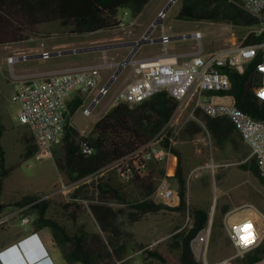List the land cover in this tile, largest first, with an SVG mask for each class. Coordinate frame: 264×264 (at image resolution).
<instances>
[{
  "label": "trees",
  "instance_id": "trees-1",
  "mask_svg": "<svg viewBox=\"0 0 264 264\" xmlns=\"http://www.w3.org/2000/svg\"><path fill=\"white\" fill-rule=\"evenodd\" d=\"M240 1L182 0L178 19L249 27L259 25L258 20L240 8ZM149 2L150 0H0V45L22 42L29 36L37 35L40 26L48 24H57L59 28L67 29L70 35L78 37L114 30L124 12L130 15L131 20H136ZM263 41L264 32L258 36L249 32L242 43L253 45ZM259 60L248 65L242 74L229 68H222V71L227 74L230 81V89L226 94L232 103L252 118L264 122V102H260L254 93L261 77L255 72V64ZM81 105L82 97L77 93L75 102L68 101L70 116H73ZM176 108L177 103L166 92H159L134 107L125 103L114 105L95 123L86 136L67 124L61 144L63 155L55 159L59 173L73 181L101 174L116 161L152 141L169 123ZM195 116L200 118L204 126L189 120L181 134L182 137L191 139L195 134L204 131L220 147L227 141L234 144V135L238 134L228 119L210 118L200 111H196ZM3 130L4 127L0 125V138ZM25 143L23 155L25 157L36 155L37 149L31 134L25 136ZM85 147L91 149L90 154L84 152ZM171 153L177 156V151L173 148ZM241 167L251 171L264 187V178L259 174L255 158H249ZM11 169L12 167H6L5 152L0 144V196L3 181ZM156 176L150 170L143 177L135 176L133 181L136 182L138 193L141 195L135 200L129 198L120 186L101 176L96 184L99 201L87 208L99 227V231L96 232L87 231L84 226L78 224L79 216L83 214L81 206L61 204L63 216L72 223L70 230L50 215L52 202L42 199L39 194L25 195L19 200L0 204V215L19 211L21 215L32 218V224L36 229L48 228L67 263L125 264L134 259L128 254L130 236L126 231L127 225L150 214L176 212L184 215L187 210L186 182L182 175L181 159L177 156L174 174L179 185L178 206L155 203L151 199L158 178H155ZM77 193L78 191H75V195ZM110 200H114L122 208L114 209L110 205ZM73 205L76 208L70 210ZM189 210L192 227L177 230L172 234L167 249L175 254L178 264H201L194 257L190 242L207 225L209 210L204 208ZM218 211L220 215L213 218L214 229L223 228L222 219L228 210L224 208ZM103 233L106 237L102 235ZM212 237H215V232L214 234L212 232ZM145 254L147 259L152 258L167 264L157 250H146ZM263 260L264 240L253 251L242 258H237V263L258 264Z\"/></svg>",
  "mask_w": 264,
  "mask_h": 264
},
{
  "label": "built area",
  "instance_id": "built-area-1",
  "mask_svg": "<svg viewBox=\"0 0 264 264\" xmlns=\"http://www.w3.org/2000/svg\"><path fill=\"white\" fill-rule=\"evenodd\" d=\"M239 6L247 15L259 21V25L249 32L255 33L256 36L264 32V0H241ZM127 15V12L121 15L116 29L130 34L132 25L127 23ZM164 16L165 14L160 13L162 20ZM193 37L200 40L201 34L196 32ZM160 40L164 47L171 40L163 29ZM42 58H49V52H42ZM257 59L260 60L255 64V72L261 77L254 93L260 102H264V41L253 45H244L241 42L236 46L208 53H203L200 49L182 64H178L177 59L169 56L166 50L157 59L134 61L133 69L136 77L115 94L113 103H125L134 107L159 92H166L177 103V108L169 123L152 141L116 161L104 172L112 170L116 178L127 185L132 183L136 175L142 177L147 175L150 163L165 166L172 157L171 150L180 131V129L176 130L175 121L189 109L186 123L193 120L204 126L195 116L196 111L210 118L228 119L232 122L239 138L250 150L249 158H255L259 174L264 178V122L252 118L232 103L226 94L230 89V81L227 74L222 71V68H229L242 74L245 68L255 63ZM16 60L15 56H11L7 58V63L12 65ZM117 64L112 65L105 57L98 65L73 66L44 72L36 77L18 79L11 101L18 106V122L29 129L38 158L52 157V149L62 144L66 125L74 127L68 108L71 94L78 93L82 97L81 108L84 115L93 117V110L91 107L87 108V102L95 91L101 96L100 98L108 94L109 89L105 88L107 82L103 75L105 70L116 68ZM99 101L100 99H94L95 104ZM81 135L87 134L81 132ZM84 152L90 154L91 149L85 147ZM211 167L215 168L213 164ZM104 172L100 176H103ZM62 189L67 188L62 187ZM174 196L175 193L168 186L167 179L158 178L153 192L154 199L166 203ZM188 202L187 198L185 221L180 230L192 227ZM241 210L250 213L244 215L242 219L231 220L229 215L224 219V228L235 249V255L209 261L208 253L212 238V219H210L190 242L196 260L201 264H233L234 259L242 258L262 243L264 214L250 204L244 205ZM16 212L20 214L19 211ZM9 220V215H0V225L7 224ZM29 222L27 216L21 218L23 225ZM35 236L33 234L20 243V249L22 248L29 257L28 261L23 259L19 247L14 245L0 252V264H53L44 250L38 255L35 249L38 239Z\"/></svg>",
  "mask_w": 264,
  "mask_h": 264
},
{
  "label": "rangeland",
  "instance_id": "rangeland-1",
  "mask_svg": "<svg viewBox=\"0 0 264 264\" xmlns=\"http://www.w3.org/2000/svg\"><path fill=\"white\" fill-rule=\"evenodd\" d=\"M180 4L181 2L178 0L167 10L162 24H159L158 28L160 29V27L162 28V26H164L166 32L173 35L170 37L177 36L174 35L176 32L185 33L179 34L178 36L193 35L192 31L198 30L202 33V38L200 40L194 37L173 39L166 46L169 51L172 47H178L187 51L188 48L193 45L199 49L203 47L204 51H220L224 48L240 44L247 34L246 29L237 28L234 25L226 23H211L208 21L177 22L174 16ZM150 8L149 6L145 10V17L148 12L151 11ZM158 17H160V14ZM170 25H172L171 30L169 29ZM62 33H68V36H63L61 35ZM127 35L128 34H124L122 30L114 29L102 31L94 35L88 34L78 37L70 35L67 29H62L59 28L58 25L52 24L40 28L37 35L39 39H33L21 45L36 47L42 42L44 45L43 49L50 50L52 44L64 42L70 43L73 46L71 49H79L126 42ZM114 37L121 38V40L116 42L109 40ZM164 50L163 47V51ZM53 52L55 51H50L49 53ZM127 52V49L124 48L109 50L106 53H78L63 56H50L47 59L38 57L28 60H16L10 65L7 63L6 57L13 56V52L8 48L0 47V123L6 128L2 144L6 152V167H12L3 181L2 201L13 202L25 195L39 194L42 199H47L52 202L50 215L70 230L72 229V223L63 216L61 204H78L83 209V214L79 216L78 224L84 226L87 231H99L98 225L87 208L90 204L99 201L96 184L101 178L100 174L73 181L59 173L55 164V159L63 155L61 144L54 147L55 151L52 153V157L41 159L35 154L25 157L23 154L26 144L18 140V137L23 134L25 129L23 126L19 125L17 120L18 106L11 101V93L17 81L16 76L20 74V72L33 73L42 70H55L68 65L94 66L101 64L105 57L109 58L116 53H119L117 59L121 62L127 56ZM41 54L42 53H38L36 55ZM136 59L137 55L134 56L133 61H136ZM133 68V64H129L124 68L122 73L110 86L108 94L104 96L103 101L112 98L126 83L136 77ZM116 70L117 68L114 67L105 70L103 75L104 80L106 82L109 81ZM111 105L116 104L112 103ZM188 113L189 109L185 110L183 114L178 117L176 126V130L180 129L176 139L178 141H183L185 146L189 145L191 147L189 155L183 154L184 160H182V164L190 169H195V172L187 178L186 203L188 191H191L193 205H200L201 203L207 204V202L210 201L207 207L209 210V220L212 219V232L213 234L215 232V237H212L210 242L208 259L209 261H216L230 258L235 255V249L227 237L224 228V216L222 219V229L213 228V218L220 215L218 210L224 205L231 207L237 205L238 208L236 212H242L239 207L247 205L246 203L253 205L264 214V188L256 187L257 181L252 173L244 171L242 167H238L235 164L240 161L239 156L231 149L229 144L224 143L222 147L218 146L204 131L193 139L182 137L181 134L187 124L186 118ZM72 120L73 124L80 128L92 123L91 118L86 117L82 109L74 112ZM212 164L215 166L214 169L211 167ZM103 176L110 179L117 186H120L127 194L129 193V198L135 200L141 197L138 193L139 190L137 189L135 181L127 185L122 184L116 178L112 170L104 172ZM157 180L158 178L155 181V186ZM213 183L215 186H213ZM62 187L67 188L66 190L68 191L63 190ZM170 187L173 189L174 184H171ZM214 187H217V189ZM64 191L65 193H63ZM75 191H78L76 195ZM109 202L114 209L118 210L122 208L114 200H110ZM75 208L76 206L73 205L70 210ZM184 221L185 214L165 212L144 216L141 220L127 225L126 231L128 236H130L128 238V254H130V257H134V263L133 260H131L125 264H162L156 259H147L145 254L146 250H157L166 260L167 264H178L175 254L168 251L167 243L171 235L181 229ZM102 235L106 237L104 233ZM57 256L59 257L57 264H68L64 261L61 251H57ZM71 264L81 263L75 262ZM233 264H238L237 258L233 260ZM258 264H264V260Z\"/></svg>",
  "mask_w": 264,
  "mask_h": 264
},
{
  "label": "crops",
  "instance_id": "crops-1",
  "mask_svg": "<svg viewBox=\"0 0 264 264\" xmlns=\"http://www.w3.org/2000/svg\"><path fill=\"white\" fill-rule=\"evenodd\" d=\"M170 1L171 0H150V2L145 6L143 12L140 14V16L136 20H131L130 15L128 14L127 17H126L127 23H129L133 27H132V31H131L130 34L127 33V32H124V34H128L126 40L127 41H129V40H137V39L141 38L145 34V32L148 30L149 26L155 20H158V18H159L158 15L160 13H162V10H163V8L165 6L167 7L169 5ZM177 1L178 0H175L174 3L168 9H170ZM180 2H181V4H180V6H179V8L177 10V13L174 16L176 21L177 22H180V21L194 22V21H187V20L178 19V14H179V12L181 10V6H182V0H180ZM149 6L151 7L150 8L151 11H149L147 16L145 17L144 16L145 10ZM144 17H145V19H144ZM198 22H200V21H198ZM48 25H52V24H48ZM55 25H57V24H55ZM43 26H45V25H43ZM43 26H40V28L43 27ZM234 26L237 27V28H243L244 30L246 29L247 33L250 30H252L253 28L256 27V26L249 27V26H243V25H234ZM40 28H39V30H40ZM162 29L169 37L173 36V35H170V34H168L166 32L164 26H162V28L160 27V29L157 26L151 31V33L149 35V38H151V39L159 38L160 39V35L162 33ZM169 29L170 30L172 29V25L169 26ZM99 32H102V31H99ZM99 32L92 33V35L97 34ZM196 32H199L201 34V38H202V33L200 31H198V30L192 31L193 34L196 33ZM179 34H185V33L184 32H182V33L176 32L174 35H177V36L170 37L171 40L177 39L179 37L178 36ZM37 35L29 36L28 39H26V40H24L22 42H19V43H11V44H8V45H3V46L0 45V47H4V48L10 49L13 52V54H14L13 56H15L17 58V60H19V58L22 57V56H32L31 58H38L37 55H36L38 53L67 50V49H71L73 47L70 43H64V42L52 44L50 50L43 49L44 45H43L42 42L39 45H37L36 47L28 46V45H25V46L21 45L22 43L32 41L33 39H39V37ZM61 35L68 36V33H62ZM183 36L185 38L193 37V35H183ZM118 37L110 38L109 40L112 41V42L120 41L121 38H118ZM96 42H101V41H96ZM163 47H164V45L161 42L159 44L146 45V46H144V47H142V48H140L138 50V52L136 53V55H137V59L136 60H153V59H157V58L161 57L164 54ZM164 49L166 50V52H167V54L169 56L177 59L178 64H182V63L187 62L189 60V58L193 54H195L197 52V50L201 49V51L203 53H208V52L212 51V50L204 51L203 47H201L199 49V48H197L194 45L189 47L187 51L182 50V49H180L178 47H172V49L170 51L167 50L166 47H164ZM127 51H128L127 52V54H128L130 52V49H127ZM8 57L9 56H7L6 59ZM118 57H119V53H116L115 55H111V57H109V58L106 57V58L112 65H116L117 63H119V60L117 59ZM20 60H22V59H20ZM73 66L74 65H68L66 67H61L60 69L73 67ZM55 70H59V69H55ZM48 71H54V70H52V69L51 70H42L40 72H33V73H22V72H20V74H18L16 76L17 81L14 84V87H13V90H12V93H11V97H12V94H13V92L15 90V86H16V83L18 82V79H21V78H24V77H28V76L36 77L37 75H39L41 73H44V72H48ZM108 82L109 81H107V83ZM98 96L99 95H98L97 91H95L92 94V96L89 98V100L87 102V105H86L87 108L91 107L92 110H93V117H91L92 123L90 125L84 126L82 128L76 127L73 124L74 128L78 132H80V133L81 132L89 133L92 130V128L95 125V123L111 107L114 106V105H111V104L113 103V97L115 95L112 98H110L109 100H106V101H103L104 97H102V98H100L99 103L95 104L94 103V99L95 98L97 99ZM76 100H77V93H73V94H71V96H70L68 101L72 103V102H75ZM79 109H82V108L80 107ZM79 109H77V110H79ZM177 121L178 120L175 121L176 126H177ZM0 125H2V124L0 123ZM19 125L23 126L25 131L23 132L22 135H20L18 137V140H20L21 142L25 143V136L28 137L30 135V132H29V129L27 128V126L22 125L20 123H19ZM172 131H173V129H172ZM5 133H6V128L4 127L3 133H2L1 138H0V144H1L2 148H3V150H4V147H3V144H2V139H3V136H4ZM200 133H197L194 136H192V139L195 138V136H198ZM234 136H235L234 144H232L230 141H227L225 143L229 144L231 149L239 156V160L240 161H238V163H235V164L238 167H241V164L247 162V160L249 159L250 150L247 147V145H245L237 135H234ZM25 148H26V145H25ZM173 149H175L177 151V156L181 159V163H182V160H184L183 154L189 155L190 151H191V147L189 145L185 146L183 141H178L177 139L175 141V144L173 145ZM54 151H55V148L52 149V153ZM4 152H5V150H4ZM177 156L172 154V157L168 160V162L166 163L165 166H160V165H157L155 163H150L149 164L150 172H153V173H155L157 175L155 178H157V177L158 178H166L169 187L171 186V184H174V188L173 189L171 187L170 188L174 191L175 196L171 200H169L168 202L165 203V204H167V205H169L171 207H176L179 204V196H178L179 185H178L177 179L174 177L175 168H176V162H177ZM5 157H6V152H5ZM5 163H6V159H5ZM244 171H247V172L251 173V171H249V170H244ZM193 172H195V169H190L189 167H185V165L182 164V175H183V178L185 179L186 184H187V178L190 177ZM253 177L256 179V181H257L256 183L259 185L258 186L256 184V187H263L260 184L259 180L254 175H253ZM215 184H216V181H215ZM208 186H210V185H208ZM213 186H215L214 183H213ZM214 188L217 189V187H214ZM187 197H188V200H189L188 204H189L190 208H204V209H208L207 206L209 205L210 201H208L207 204L206 203H201L200 205H193L192 197H191V191H188V196ZM151 199L155 203H160V202H158V201H156L154 199L153 194L151 195ZM6 203H9V202L2 201L1 200V196H0V204H6ZM246 204H248V203H246ZM224 208H226L228 210L226 212V214L224 215V219H225V217L227 215L230 216L231 220L232 219L233 220L242 219L244 217V215L250 213L249 211L241 210L242 206L239 207L242 212H236L237 208H238L237 205H234L233 207L228 206V205H224L221 208H219V210L220 209H224ZM172 213H176V212H172ZM176 214H180V213H176ZM2 215H9L10 216V220H9V222L7 224L0 225V252L2 250L11 248L12 246L16 245L17 247H19L18 249H19V252H21V256L22 257L24 256L23 259L25 258L24 260L28 261L29 257L26 254H24V251L22 250V248L20 249V243H23L27 238H29L31 235L35 234L36 235L35 237H37V239H38L37 244H35V249L37 250L38 255L45 251V252H47V254L50 257V259H51L53 264H57L58 263L59 257L57 256V251L58 250L60 251V249L57 247L56 243L54 242L52 233H51V231L48 228L36 229L33 226L32 218H30V217H29V221H30L29 224L23 225L21 223V218L23 217V215L21 216V214H19L16 211L9 212V213L2 214ZM63 259H64V257H63ZM64 261H65V259H64ZM68 264H71V263H68Z\"/></svg>",
  "mask_w": 264,
  "mask_h": 264
},
{
  "label": "water",
  "instance_id": "water-1",
  "mask_svg": "<svg viewBox=\"0 0 264 264\" xmlns=\"http://www.w3.org/2000/svg\"><path fill=\"white\" fill-rule=\"evenodd\" d=\"M174 1L175 0L170 1L169 5L162 11V14H165L167 12L168 8L174 3ZM159 24H162V19L160 17L145 32V34L137 40H129L126 42L98 45V46H92V47H84V48H79V49H67V50L55 51L53 53H49V57L50 56L71 55V54H78V53H89V52L106 53L107 51L114 50V49H124V48L130 49V52L127 54L125 59L117 64V67H116L117 70L114 72L109 82L105 86L106 89H109L111 84L118 78V76L122 73L124 68L128 66L129 64L134 63L133 58L142 46L149 45V44H159L161 42L159 38H156V39L149 38L151 31L155 27L159 26ZM184 38H185L184 36H179L177 39H184ZM31 57L32 56H22L19 58V60L20 59L22 60L32 59ZM37 57H42V54L37 55ZM100 97L101 96L99 95L97 99H100Z\"/></svg>",
  "mask_w": 264,
  "mask_h": 264
},
{
  "label": "bare ground",
  "instance_id": "bare-ground-1",
  "mask_svg": "<svg viewBox=\"0 0 264 264\" xmlns=\"http://www.w3.org/2000/svg\"><path fill=\"white\" fill-rule=\"evenodd\" d=\"M250 212V211H249ZM20 254H21V252H20ZM25 254V253H24ZM24 257V256H23ZM25 259V258H24Z\"/></svg>",
  "mask_w": 264,
  "mask_h": 264
}]
</instances>
